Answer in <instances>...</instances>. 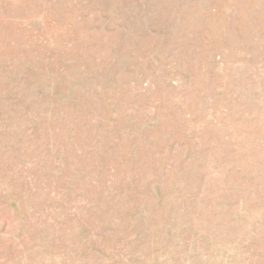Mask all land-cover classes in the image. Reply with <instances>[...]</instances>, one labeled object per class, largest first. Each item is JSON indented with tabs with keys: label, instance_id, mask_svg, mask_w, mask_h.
I'll list each match as a JSON object with an SVG mask.
<instances>
[{
	"label": "rangeland",
	"instance_id": "rangeland-1",
	"mask_svg": "<svg viewBox=\"0 0 264 264\" xmlns=\"http://www.w3.org/2000/svg\"><path fill=\"white\" fill-rule=\"evenodd\" d=\"M0 264H264V0H0Z\"/></svg>",
	"mask_w": 264,
	"mask_h": 264
}]
</instances>
